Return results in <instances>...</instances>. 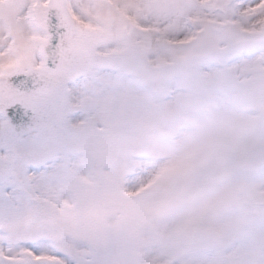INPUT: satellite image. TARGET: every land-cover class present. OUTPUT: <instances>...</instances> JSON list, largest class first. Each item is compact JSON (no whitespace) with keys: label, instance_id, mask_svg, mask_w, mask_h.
<instances>
[{"label":"snow or ice","instance_id":"obj_1","mask_svg":"<svg viewBox=\"0 0 264 264\" xmlns=\"http://www.w3.org/2000/svg\"><path fill=\"white\" fill-rule=\"evenodd\" d=\"M0 264H264V0H0Z\"/></svg>","mask_w":264,"mask_h":264}]
</instances>
